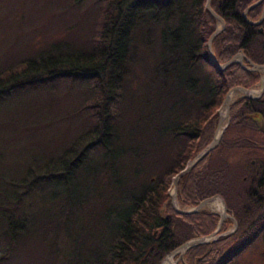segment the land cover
Here are the masks:
<instances>
[{"label":"trees","instance_id":"1","mask_svg":"<svg viewBox=\"0 0 264 264\" xmlns=\"http://www.w3.org/2000/svg\"><path fill=\"white\" fill-rule=\"evenodd\" d=\"M81 1L72 5L80 8ZM89 1L83 33L0 70V102L14 91H50L60 80L84 84L79 105L87 127L55 161L30 163L0 190L10 198L0 205V264H23L28 246L30 253L36 247V264H160L216 229L215 214L174 211L167 188L211 142L226 93L251 88L260 73L237 63L210 66L206 43L217 20L205 0ZM251 2H210L224 23L210 41L217 64L240 53L246 67L264 66V26L242 18ZM258 121L264 123V102L235 99L216 146L178 179L181 207L218 196L235 225L228 235L189 247L179 264H238L256 243L264 246ZM36 193L50 201L32 220L23 203ZM230 223L225 219L218 233ZM59 242L66 245L61 254Z\"/></svg>","mask_w":264,"mask_h":264},{"label":"rangeland","instance_id":"2","mask_svg":"<svg viewBox=\"0 0 264 264\" xmlns=\"http://www.w3.org/2000/svg\"><path fill=\"white\" fill-rule=\"evenodd\" d=\"M90 4L91 1L82 0L79 8L72 5V0H0V70L14 66L27 57H35L38 51L46 49L60 39L79 36L84 32L86 11ZM217 28L219 25L216 23ZM260 75L263 77L262 73ZM260 80L246 89L248 92H257L252 98L260 96ZM83 85L80 82L68 83L60 80L53 84L54 87L50 91L34 87L14 91L1 100L0 190L5 191L11 182H16L22 177L30 163L43 165L47 159L55 161L61 151L69 146L68 143L87 128L84 126L82 108L79 105L84 95ZM243 95L241 91H236L235 97L232 101L229 100V103L232 104ZM216 113L213 137L219 126L223 132L228 123V112L223 102ZM231 162H235L234 157ZM177 183L175 191L172 180L167 188L171 208L174 211H191L195 207L179 205L176 199ZM38 191L41 192L42 189ZM36 194L30 195L23 203L29 213L35 215L32 220H36V211L50 201L46 194H42L45 197L40 198L38 193ZM3 195L0 194V205L7 206L10 198L5 199ZM200 210L219 215L211 202L203 205ZM227 216L225 219L231 223L225 226L221 234L217 232L218 235L225 236L234 230V222L231 216ZM216 238H210L207 242ZM57 247L61 250L60 254L66 251L64 242H59ZM35 249L36 247L31 253L29 246L24 249V254L21 255L23 264H36ZM187 249H179L166 255L160 264H167L166 259H169L171 264L183 262L182 256ZM238 264H264L263 244L256 243L240 257Z\"/></svg>","mask_w":264,"mask_h":264},{"label":"water","instance_id":"3","mask_svg":"<svg viewBox=\"0 0 264 264\" xmlns=\"http://www.w3.org/2000/svg\"><path fill=\"white\" fill-rule=\"evenodd\" d=\"M208 1V0H207ZM206 1V4H205V9L209 12V14L211 16H213L218 22H219V28H217L211 35L210 37L208 38V41H207V47L209 49V64L210 66L214 67L216 70H223L227 65H229L230 63H233V62H240L243 58V56L241 54H238L234 57H232L228 62H226L225 64H217L216 61L214 60L212 54L210 53V41L212 40V38L218 34L221 29L223 28V23L221 21L220 18L216 17L212 12L211 10L209 9V6H208V2ZM251 8V7H250ZM249 8V9H250ZM248 10V9H247ZM244 11L243 15L246 13V11ZM258 23V22H257ZM257 23H253L252 25H257ZM249 71H257V70H264V67H260V66H256V65H252V68L251 69H248ZM241 91L244 95L243 97L245 98H250V99H257V98H252V97H248L245 95V92H248L246 89H243V88H234L232 90H229L228 93L225 95V98H224V101H223V104L226 106L227 108V112H228V105L230 104L229 103V94L230 92L232 91ZM227 116V113L226 115ZM221 119V118H220ZM256 126H257V129L259 132H261L263 135H264V123L263 122H256ZM222 132L220 133V135L216 136V134L214 135V137L212 138L211 142L208 144V146L201 152L199 153L189 164L186 165V167L180 171L176 176L173 177L172 179V186L174 188V191L176 189V183H177V180L182 176L184 175L186 172H188L199 160H201L210 150H212L214 148V146H216V144L218 143L219 141V138L221 136ZM214 198H218L222 205H223V213L222 214H219V219H218V223H217V226H216V229L214 230V232L207 236V237H204V238H198V239H194V240H190L186 243H184L179 249L180 250H185L191 246H194V245H197V244H203V243H207V240L210 239V238H214V237H219L221 235H217V232L219 230V227L220 225L222 224V221L228 217L227 214H226V209L224 207V203L223 201L218 197V196H214L212 198H209V199H206L204 201H202L197 207L193 208L191 211H178V210H175L177 213L179 214H189V213H194V212H198L203 205H205L206 203L210 202L212 199Z\"/></svg>","mask_w":264,"mask_h":264},{"label":"flooded vegetation","instance_id":"4","mask_svg":"<svg viewBox=\"0 0 264 264\" xmlns=\"http://www.w3.org/2000/svg\"><path fill=\"white\" fill-rule=\"evenodd\" d=\"M206 1L207 0H205V3L204 4H206ZM212 0H208L207 2H208V6H210V2H211ZM251 7V8H250ZM205 8V7H204ZM250 8V9H249ZM255 8H258L259 10H260V12H259V14H258V16L255 18V19H252V20H247L246 19V17H245V14L249 11V10H252V9H255ZM210 9V8H209ZM248 9V10H247ZM246 13L243 15L242 14V18H243V20L246 22V23H248L249 25H252L253 23H257V25H252V26H254V27H259V26H261V25H263L264 26V0H252V2L248 5V7L246 8ZM212 12V11H211ZM213 13V12H212ZM244 13V12H243ZM217 17V16H216ZM219 18V17H218ZM222 21V20H221ZM222 23H223V21H222ZM217 24L219 25V22L217 21ZM223 28H224V23H223ZM223 28L221 29V31L223 30ZM260 28V27H259ZM220 31V32H221ZM258 31H261L260 29L258 30ZM217 35V34H216ZM207 45V44H206ZM208 48V47H207ZM209 50V49H208ZM240 54V53H239ZM236 55H238V54H236ZM235 55V56H236ZM242 55V54H241ZM243 59V58H242ZM233 63H237V62H233ZM238 65H239V67L241 68V69H244V70H247V71H249L248 69H251L252 68V65H248L247 67L244 65V64H242V60L240 61V62H238L237 63ZM262 67H264V66H262ZM262 71H264V70H262ZM257 72H259V73H261V70H257ZM262 74H263V77L260 75V78L262 77V79L260 80V78H259V80H260V82H261V90H260V96L257 98V99H250V98H246V99H248V100H260V101H262V102H264V72H262ZM245 98V97H244ZM260 133V135L264 138V135L261 133V132H259Z\"/></svg>","mask_w":264,"mask_h":264},{"label":"bare ground","instance_id":"5","mask_svg":"<svg viewBox=\"0 0 264 264\" xmlns=\"http://www.w3.org/2000/svg\"><path fill=\"white\" fill-rule=\"evenodd\" d=\"M262 72H264V71L261 70V73H262ZM235 94H236V91H232V92H230V94H229V100H230V101H232V99L235 97ZM256 94H257V92H253V91L245 92V95L248 96V97H252V96H254V95H256ZM230 103H231V102H230ZM224 110H225V108H224ZM223 120H224V119H223ZM223 125H224V124H223ZM220 133H221V126H219V128H218V130H217V132H216V136L220 135ZM210 202H211V204H212V206H213V209H214L217 213H219V214H222V213H223L224 208H223V205H222L221 201H220L218 198H214V199H212ZM193 240H194V239H193ZM178 250H179V249H178ZM178 250H176V251H178ZM166 262H167V264H171L169 259H166ZM164 264H166V263H164Z\"/></svg>","mask_w":264,"mask_h":264}]
</instances>
